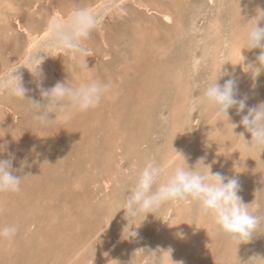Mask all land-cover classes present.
I'll list each match as a JSON object with an SVG mask.
<instances>
[{
	"label": "rangeland",
	"instance_id": "1",
	"mask_svg": "<svg viewBox=\"0 0 264 264\" xmlns=\"http://www.w3.org/2000/svg\"><path fill=\"white\" fill-rule=\"evenodd\" d=\"M94 3L0 0V75L22 66L26 98L40 100L29 72L39 63L43 88L58 81L110 84L95 108L48 125L34 122L30 100L0 91V159L11 158L21 176L19 192L0 193V225L17 227L12 239L0 240V264H173L170 251L172 260L183 264H264V221L256 236L237 247L195 202L167 201L147 215L136 238L126 240L127 221L120 210L147 160H157L166 172L186 166L177 150L189 166L204 157L212 172L236 175L238 195L252 202L253 214L264 217V152L245 141L251 135L239 121L246 110H228L229 122L237 124L232 130L214 108L193 104L222 72L218 82L234 78L237 98L246 95L248 107L264 102V72L253 79L239 64L245 32L256 15L264 16V0ZM75 7L92 10L97 20L84 41L86 58L55 51L48 33L39 35L53 14L66 19ZM163 11L171 15L168 24ZM27 32L39 35L30 49ZM259 52L242 49L244 63L255 62ZM141 220L142 215L132 223L139 226Z\"/></svg>",
	"mask_w": 264,
	"mask_h": 264
},
{
	"label": "clouds",
	"instance_id": "2",
	"mask_svg": "<svg viewBox=\"0 0 264 264\" xmlns=\"http://www.w3.org/2000/svg\"><path fill=\"white\" fill-rule=\"evenodd\" d=\"M262 19L264 16H255V22L245 32V47L242 48L260 50L255 62L245 64L246 57L242 54V49L240 54L239 64L248 68L246 72L251 73L253 79L264 72V27L260 26ZM96 27L97 20L92 10L75 7L66 19L59 17L50 19L47 31L55 48L70 53L73 58H86L88 49L84 41ZM40 65L41 63L35 65L33 70L29 71L37 81L40 100L26 98L28 89L25 88L18 71L22 66L14 69L10 75L8 73L0 75V91L10 97L30 100L32 118L39 125L68 122L73 113L95 108L110 89V84L95 79L77 86L58 81L50 88H43L40 85L42 78ZM225 74L220 73L213 82L208 83L199 100L193 104L194 106L198 103L208 104L215 109L217 115L227 117L228 122L229 109L235 107L237 114L246 110L239 123L250 133L251 139L245 140L243 134L241 135L249 147L258 149L261 154L264 152V102L248 107L246 95L237 98L238 87L234 78L225 80L223 84L218 82ZM50 113L54 114V119L49 118ZM230 124L234 126L232 130L237 127L235 123ZM176 152L183 157L186 166L178 165L170 172H166L157 160L149 159L135 174L130 195L120 208L124 210V218L127 221L126 240L136 238L137 230L147 215L153 214L167 201L195 202L200 214L211 216L217 232L237 242V247L256 236L254 233L264 221V217L253 214L254 209L249 207L252 202L242 201L238 195L240 190L238 179L212 172L211 165L205 163L204 157L199 158L193 166H189L186 157L181 152L177 150ZM20 189L21 176L15 174L12 159H0V193H17ZM141 215L143 220L136 226L132 221ZM16 232L15 225H0V240H10ZM170 259L173 264H183L182 261L172 260L171 251Z\"/></svg>",
	"mask_w": 264,
	"mask_h": 264
},
{
	"label": "bare ground",
	"instance_id": "3",
	"mask_svg": "<svg viewBox=\"0 0 264 264\" xmlns=\"http://www.w3.org/2000/svg\"><path fill=\"white\" fill-rule=\"evenodd\" d=\"M2 1V0H1ZM97 1H99V0H95V3L97 2ZM3 2H4V0H3ZM94 3V4H95ZM91 6V5H90ZM86 8V7H85ZM54 13V12H53ZM149 13V12H148ZM55 14H60L59 13V11L57 10V11H55ZM54 15V14H53ZM53 15L48 19V21H47V24H46V27L43 29V31L39 34V35H43V34H46V33H48V31H47V25H48V22H49V20L50 19H52L53 18ZM162 18H163V22L164 23H166V24H168V23H170L171 22V20H172V18H171V15L169 14V12H165V11H163L162 12ZM132 26V25H131ZM25 32V31H24ZM27 34L28 35H30L31 36V41H30V43H29V45L27 46V49H30L31 47H32V45H33V42H34V40L39 36V35H36L35 33H33V34H30L29 32H27ZM28 44V43H27ZM157 46V45H156ZM53 50H58V48H53ZM246 58H247V56L245 55V53H242ZM143 61V60H142ZM161 61V60H160ZM147 69V68H146ZM146 69H144V70H146ZM140 70V69H139ZM153 70V69H152ZM143 71V70H142ZM149 71V70H148ZM154 73V72H153ZM151 76V75H150ZM148 77V76H147ZM148 79V78H147ZM159 82V81H158ZM3 108V107H2ZM177 118V117H176ZM137 124V123H136ZM115 127V126H114ZM118 127V126H117ZM88 130V129H87ZM89 133V132H88ZM90 134V133H89ZM177 135V134H176ZM88 138H89V136H88ZM247 140V139H246ZM81 141V140H80ZM90 141V140H89ZM114 141V140H113ZM113 141H112V143H113ZM185 143V142H184ZM111 144V143H110ZM118 145V144H117ZM116 145V146H117ZM216 146H217V144H216ZM211 147V146H210ZM247 147V146H246ZM86 148V147H85ZM112 149V148H111ZM193 149V148H192ZM211 149V148H210ZM169 150V149H168ZM113 151V150H112ZM250 151V150H249ZM253 152V151H252ZM187 153V152H186ZM249 153V152H248ZM211 154V153H210ZM208 155V154H207ZM230 155V154H229ZM252 155V154H251ZM115 156V155H114ZM111 157V156H110ZM254 157V156H253ZM168 158V157H167ZM183 158V157H182ZM213 158V157H212ZM258 158V157H257ZM109 159V158H108ZM169 159V158H168ZM238 159V158H237ZM112 161V160H111ZM216 161H219V160H216ZM231 161V160H230ZM165 162H168V160L167 161H165ZM220 162V161H219ZM242 162V161H241ZM213 163V162H212ZM230 163V162H229ZM179 164V163H178ZM105 165V164H104ZM242 165V164H241ZM86 167V166H85ZM104 167V166H103ZM230 167H232L233 168V166H230ZM239 167H240V165H239ZM251 167V166H250ZM53 168V167H52ZM235 168H236V165H235ZM221 169V168H220ZM236 170V169H235ZM237 170H238V168H237ZM232 173V172H231ZM230 173V174H231ZM235 173V172H234ZM244 173V172H243ZM242 173V174H243ZM242 174L240 173V176L242 177ZM90 176V175H89ZM105 176V175H104ZM229 175H227V177H228ZM236 175H234V177H235ZM245 176V175H244ZM108 177V176H107ZM237 178V177H236ZM240 178V177H239ZM108 180V179H107ZM239 180V179H238ZM89 181V180H88ZM70 182V181H69ZM29 183V182H28ZM101 184V183H100ZM95 185V184H94ZM79 202V201H78ZM50 203V202H49ZM27 209V208H26ZM25 210V209H24ZM25 212V214H26V212H27V210L26 211H24ZM166 213V212H165ZM162 214V213H161ZM35 215V214H34ZM34 217V216H33ZM46 218V217H45ZM105 219V218H104ZM42 220V219H41ZM15 221V220H14ZM45 221H47V220H45ZM49 221V220H48ZM142 221V220H141ZM47 223V222H46ZM143 223V222H142ZM141 223V224H142ZM48 225H50L49 224V222L47 223ZM18 226V225H17ZM44 226V225H43ZM37 229V228H36ZM144 231V230H143ZM196 231H198V230H196ZM213 232V231H212ZM211 232V233H212ZM50 233V232H49ZM176 233V232H175ZM22 234V233H21ZM56 234V233H55ZM58 234V233H57ZM27 235V234H26ZM36 235V234H35ZM50 235V234H49ZM29 236V235H28ZM41 236V235H40ZM56 236V235H55ZM24 237H26V236H24ZM39 237V236H38ZM37 237V238H38ZM32 238V237H31ZM52 238V237H51ZM55 238V237H54ZM171 238V237H170ZM24 239V238H23ZM30 239V238H29ZM222 239V238H221ZM26 241H27V239H25ZM53 240V239H52ZM29 241V240H28ZM44 241H45V239H44ZM54 241H56V240H54ZM175 242V241H174ZM224 242V241H223ZM12 243H14V241L12 242ZM57 243H59V242H57ZM176 243V242H175ZM181 243V242H180ZM233 243V242H232ZM235 243V242H234ZM0 244H1V242H0ZM37 244V243H36ZM84 244V243H83ZM206 244V243H205ZM19 244H17V246H18ZM31 245H33V244H31ZM173 245V244H172ZM8 246H10L9 244H8ZM16 246V245H15ZM27 246V245H26ZM53 246V245H52ZM14 247V246H13ZM33 247V246H32ZM180 247V246H179ZM200 247V246H199ZM227 247V246H226ZM230 247V246H229ZM19 248V247H18ZM167 248V247H166ZM213 248H214V246H213ZM225 248V247H224ZM223 248V249H224ZM232 248V247H231ZM30 249V248H29ZM38 249V248H37ZM85 249V248H84ZM174 249V248H173ZM221 249V248H220ZM229 249V248H228ZM35 250V249H34ZM177 250V249H176ZM226 250V249H225ZM4 251V250H3ZM30 250H28V252H29ZM40 251V250H39ZM54 251V250H53ZM31 252V251H30ZM58 252V251H57ZM74 252V251H73ZM223 252H224V250H223ZM241 252V251H240ZM5 253V252H4ZM19 253V252H18ZM7 254V253H6ZM38 254H40L41 255V253H39L38 252ZM8 255V254H7ZM30 255H32V254H30ZM30 255H28V257H30ZM46 255V254H45ZM57 255H59V253L57 254ZM87 255V254H86ZM213 255V254H212ZM23 256V255H22ZM108 256V255H107ZM211 256V255H210ZM221 256V255H220ZM26 257V256H25ZM32 257V256H31ZM42 257H44V255L42 256ZM51 257H52V255H51ZM59 257V256H58ZM224 257V256H223ZM27 258V257H26ZM47 258V257H46ZM162 258V257H161ZM186 258V257H185ZM40 259H42L41 257H40ZM39 259V260H40ZM44 259H45V257H44ZM69 259V258H68ZM71 259H72V257H71ZM197 259V258H196ZM36 260V259H35ZM47 260V259H46ZM58 260V259H57ZM77 260H78V258H77ZM41 261V260H40ZM55 261V260H54ZM60 261V260H59ZM75 261H76V259H75ZM180 261V260H179ZM29 262V261H28ZM45 262V261H44ZM56 262V261H55ZM65 262V261H64ZM88 262V261H87ZM93 262H95L94 260H93ZM204 262V261H203ZM43 263V262H42ZM41 263V264H42ZM60 263V262H59ZM71 263V262H70ZM69 263V264H70ZM48 264V263H47ZM50 264H52L51 262H50ZM61 264V263H60ZM98 264V263H97Z\"/></svg>",
	"mask_w": 264,
	"mask_h": 264
}]
</instances>
